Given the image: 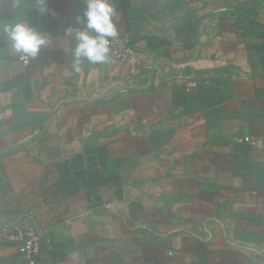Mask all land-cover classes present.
<instances>
[{"label": "crops", "instance_id": "0c3cea01", "mask_svg": "<svg viewBox=\"0 0 264 264\" xmlns=\"http://www.w3.org/2000/svg\"><path fill=\"white\" fill-rule=\"evenodd\" d=\"M37 2L0 0L51 40L23 65L0 34V264H24L2 234L27 218L39 264H264V0H112L165 58L135 78L73 67L86 0Z\"/></svg>", "mask_w": 264, "mask_h": 264}, {"label": "clouds", "instance_id": "9594fccd", "mask_svg": "<svg viewBox=\"0 0 264 264\" xmlns=\"http://www.w3.org/2000/svg\"><path fill=\"white\" fill-rule=\"evenodd\" d=\"M36 10L41 14L49 12L47 0H38ZM55 16V12L51 13ZM117 9L112 0H86L82 16L77 23L83 22V28L68 27L64 35L74 37L73 67L79 70L81 61L90 64H104L110 59L112 39L118 36L116 23ZM0 34L10 45L12 51L25 58H35L41 48L51 43L49 36L25 20L5 22L0 25Z\"/></svg>", "mask_w": 264, "mask_h": 264}, {"label": "built area", "instance_id": "2783aa9c", "mask_svg": "<svg viewBox=\"0 0 264 264\" xmlns=\"http://www.w3.org/2000/svg\"><path fill=\"white\" fill-rule=\"evenodd\" d=\"M110 56L116 59L132 78L157 71L160 63L165 59L134 48L132 36L127 32H118V36L112 39ZM19 60L23 65H28L30 62L29 58L22 55L19 56ZM196 86L197 83L193 80L184 83V89L187 91H192ZM253 140L251 138V141ZM2 236L16 244L18 257L24 264H39L42 259V245L49 241L31 218L15 222L12 228L3 232ZM252 251L260 261L264 262V244L253 248Z\"/></svg>", "mask_w": 264, "mask_h": 264}, {"label": "water", "instance_id": "95a60500", "mask_svg": "<svg viewBox=\"0 0 264 264\" xmlns=\"http://www.w3.org/2000/svg\"><path fill=\"white\" fill-rule=\"evenodd\" d=\"M101 209H109V210H113L114 208H113V206L110 204V205H106V206H104V207H102V208L93 209V210H91L90 212H91V213H92V212H96V211L101 210Z\"/></svg>", "mask_w": 264, "mask_h": 264}, {"label": "trees", "instance_id": "16d2710c", "mask_svg": "<svg viewBox=\"0 0 264 264\" xmlns=\"http://www.w3.org/2000/svg\"><path fill=\"white\" fill-rule=\"evenodd\" d=\"M262 64L264 65V58L261 60Z\"/></svg>", "mask_w": 264, "mask_h": 264}]
</instances>
